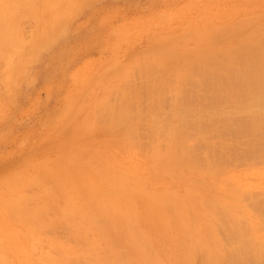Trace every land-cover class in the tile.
Segmentation results:
<instances>
[{"label":"bare ground","instance_id":"6f19581e","mask_svg":"<svg viewBox=\"0 0 264 264\" xmlns=\"http://www.w3.org/2000/svg\"><path fill=\"white\" fill-rule=\"evenodd\" d=\"M51 1L58 0H0V64L17 53L19 43L24 48V20L36 32L32 44L40 46L37 38L54 32L57 18L48 19L45 10ZM61 1L66 7L75 0ZM263 12L256 18L264 19ZM238 19L211 25L208 38L188 51L172 87L163 85L156 61L114 69L106 84L97 83L87 115L74 125L109 133L113 141L101 144L96 161L107 162L113 145L127 155L136 148L152 162L150 175L177 174L183 193L168 186L153 193L147 179L127 183L123 172L103 178L89 168L50 162L30 182L42 185L37 193H7L0 211V263L9 264L5 255L11 253L16 264H264V199L241 207L247 188L238 191L224 177L227 161L244 150L255 162L264 158V21L254 34L243 35L237 28L250 21ZM22 49L16 66L24 59ZM2 73L8 78L4 66V78ZM167 92L173 95L169 111ZM222 108L236 111L212 114ZM55 182V188L48 185ZM226 186L230 192L218 199L216 189ZM59 234L64 240L56 239Z\"/></svg>","mask_w":264,"mask_h":264},{"label":"rangeland","instance_id":"374dc122","mask_svg":"<svg viewBox=\"0 0 264 264\" xmlns=\"http://www.w3.org/2000/svg\"><path fill=\"white\" fill-rule=\"evenodd\" d=\"M260 9L264 11V0H75L66 7L61 0L51 1L45 10L48 19L56 17L57 22L53 33L37 38L40 46L38 42L32 44L36 32L24 20L28 50L19 43L17 53L22 49L24 59L16 66L17 53L11 52L6 63L2 62L9 70L8 78L0 75V211L8 203L7 193L15 196L19 195L18 190L20 196L37 193L42 185L30 182L50 162L65 161L74 167L89 168L103 178L123 172L129 175L127 183L135 177L147 179L153 193L163 192L166 186L174 193H183V182L177 174L161 179L150 175L152 162L142 159L136 148L127 155L121 147L113 145L107 162L96 161L93 156L98 155L101 144L113 141L108 138L109 133L95 135L92 128L79 131L74 125L87 115L90 95L100 88L97 83L106 84L114 69L139 59L156 61L163 74V85L172 87L188 51L208 38L211 25L242 20L238 18L245 16L249 24L236 32L251 35L264 21L256 18ZM231 13L235 15L230 16ZM51 36L54 39L43 45ZM170 94L164 95L166 111L173 101ZM235 111L222 108L212 114L231 115ZM252 158L244 150L237 160L227 161L228 172L224 173L225 178L237 183L238 191L247 188V197L241 202V207L247 204L246 209L258 198L264 199V158L259 156L258 162L257 157ZM54 171L59 173L57 168ZM238 174L241 175L236 179ZM55 184L48 183L51 188ZM226 188L216 189L221 196L215 192L214 197L227 195L225 192L229 193L230 188ZM237 212L241 214L240 210ZM60 235H56L57 240L62 238ZM5 256L8 262L13 259L9 264H16L11 253Z\"/></svg>","mask_w":264,"mask_h":264}]
</instances>
